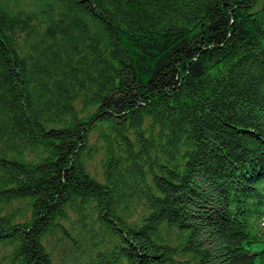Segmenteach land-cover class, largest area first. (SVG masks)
<instances>
[{
	"label": "trees",
	"instance_id": "obj_1",
	"mask_svg": "<svg viewBox=\"0 0 264 264\" xmlns=\"http://www.w3.org/2000/svg\"><path fill=\"white\" fill-rule=\"evenodd\" d=\"M260 2L0 0L6 264H264Z\"/></svg>",
	"mask_w": 264,
	"mask_h": 264
},
{
	"label": "rangeland",
	"instance_id": "obj_2",
	"mask_svg": "<svg viewBox=\"0 0 264 264\" xmlns=\"http://www.w3.org/2000/svg\"><path fill=\"white\" fill-rule=\"evenodd\" d=\"M260 1V0H259ZM264 2V0H261L260 4H262ZM87 242V240H86ZM91 243V242H89ZM89 243L87 242V244L89 245ZM58 247L59 249L55 250L56 253V259L57 260H62V259H67L70 263H73L76 261L78 262V264H83V258H78L79 256H83L84 253H87L89 250L85 249L83 251H81L79 248L75 249L74 245L70 242L64 244L63 242L59 241L58 242ZM3 255V249L0 248V264H6V262L1 258ZM258 259H260V256L258 255L257 257Z\"/></svg>",
	"mask_w": 264,
	"mask_h": 264
}]
</instances>
